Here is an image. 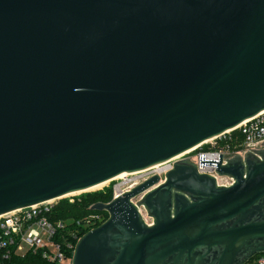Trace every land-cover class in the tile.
Listing matches in <instances>:
<instances>
[{
  "label": "water",
  "instance_id": "1",
  "mask_svg": "<svg viewBox=\"0 0 264 264\" xmlns=\"http://www.w3.org/2000/svg\"><path fill=\"white\" fill-rule=\"evenodd\" d=\"M262 111L264 0H0V215L145 170ZM263 150L200 155L229 187L191 158L93 205L108 219L72 264H246L264 253L240 258L264 241Z\"/></svg>",
  "mask_w": 264,
  "mask_h": 264
},
{
  "label": "built area",
  "instance_id": "2",
  "mask_svg": "<svg viewBox=\"0 0 264 264\" xmlns=\"http://www.w3.org/2000/svg\"><path fill=\"white\" fill-rule=\"evenodd\" d=\"M234 132H237L241 136V143L237 144V148L231 150L229 142L233 140L231 134ZM263 143L264 111L245 120L234 129L213 137L195 147V149L181 155L182 157H186L180 161L191 158L196 160V170L199 174L212 177L217 187H229L234 183V179L229 176L218 175L215 166L199 167L200 155H204V160L219 161L218 155L224 157L225 155L239 154L241 159L244 160V155L249 152L261 161V156L250 150H254ZM203 145H209L207 151L201 150ZM177 160L170 159L158 164V167H151V169L139 172L123 173L124 175L118 178L120 181L114 187L113 199L131 191L153 176H158L160 182H163L166 173L173 169V165ZM226 164L225 160L221 161V165ZM75 196L65 198L72 202ZM61 199L34 204L0 215V264H10L14 256L22 257L27 253L39 255L48 263L72 264L74 249L81 237L78 238L76 236L77 232L75 234L74 229L69 230V232L65 231L68 224H73L74 221L64 222L54 219L53 210ZM98 220V216H89L81 221H77L76 226L90 229L91 231ZM23 247L26 248V251L21 253ZM68 253H71V257L68 256ZM251 264H264V256L255 258Z\"/></svg>",
  "mask_w": 264,
  "mask_h": 264
},
{
  "label": "trees",
  "instance_id": "3",
  "mask_svg": "<svg viewBox=\"0 0 264 264\" xmlns=\"http://www.w3.org/2000/svg\"><path fill=\"white\" fill-rule=\"evenodd\" d=\"M232 136L237 137L238 141H231L229 142V146L231 150H234L237 144L241 143V136L234 132ZM223 144V143H220ZM202 151H207L208 146H202ZM108 194H100L98 192H91V193H80L79 196L73 198V201L70 202L68 199H61L57 202L54 208L53 217L56 220H61L64 222L74 221L73 224H68L67 228L65 229L66 232L69 230L74 229V233L77 232L76 236L78 238L84 236L90 229H83V227L76 226L77 221H81L84 218L89 216H98L99 220L93 226L92 229L97 228L102 223H104L108 219V213L106 211H95L91 210V207L97 203H106L108 200ZM67 236V235H65ZM75 244V241H74ZM68 256L71 257V253H68ZM260 256H264V253H258L252 260H250L246 264H251L255 258ZM10 264H55V263H48L47 261L43 260L39 255L27 253L22 257H13Z\"/></svg>",
  "mask_w": 264,
  "mask_h": 264
},
{
  "label": "rangeland",
  "instance_id": "4",
  "mask_svg": "<svg viewBox=\"0 0 264 264\" xmlns=\"http://www.w3.org/2000/svg\"><path fill=\"white\" fill-rule=\"evenodd\" d=\"M232 135V134H231ZM233 137V140L232 141H238L237 140V137H234V136H232ZM204 146H206V145H203V147ZM208 147H209V145H208ZM235 148H237V146L235 147ZM184 157H186V156H179V157H177L176 159H178L177 161H180V160H182ZM175 159V160H176ZM176 162V161H175ZM148 169V168H147ZM151 169V168H150ZM143 171V170H142ZM115 179V178H114ZM111 181V180H110ZM120 180L117 178V179H115V180H113L112 179V181L111 182H109V183H107L104 187H102V188H100V189H98V190H95V191H90V192H86V193H91V192H98V193H100V194H108L109 195V197H108V200L106 201V203H104V204H107V203H109V202H111L112 200H113V196H114V187L117 185V183L119 182ZM80 195V194H79ZM79 195H76V196H79ZM75 196V197H76ZM142 196L143 195H140V196H138V197H136V198H134V199H132L131 201H132V203H133V205L134 206H136L137 208H138V211L140 212V215H141V217H142V220L145 222V223H148V224H151V219L149 218V216H148V213H147V211H146V209L143 207V206H141V205H139V206H137V202H139L141 199H142ZM70 197V196H69ZM64 199H67V198H65L64 197ZM26 251V248L25 247H23V249H22V251H21V253H23V252H25Z\"/></svg>",
  "mask_w": 264,
  "mask_h": 264
},
{
  "label": "bare ground",
  "instance_id": "5",
  "mask_svg": "<svg viewBox=\"0 0 264 264\" xmlns=\"http://www.w3.org/2000/svg\"><path fill=\"white\" fill-rule=\"evenodd\" d=\"M208 140H210V139H208ZM208 140H205V141L202 142V143H205V142L208 141ZM197 147H198V146H197ZM193 149H195V148H193ZM193 149H190V150H188V151H186V152H184V153H182V154H180V155H178V156H176V157H174V158H172V159L175 160L177 157H179V156H181V155H183V154H185V153H187V152H189V151H191V150H193ZM157 165H158V164H157ZM157 165L152 166V167H158ZM150 168H151V167H150ZM150 168H148V169H150ZM122 175H124V174L122 173V174H120V175H118V176H116V177H114V178L117 179V178H119V177L122 176ZM114 178H112V179H114ZM112 179H110V180L112 181ZM110 180H106V181H104V182L98 183V184H96V185H94V186H91V187L85 188V189H83V190H78V191H73V192L67 193V194H65V195H63V196H61V197L75 196V195H79L80 193L82 194V193H84V192L86 193V192H90V191L98 190V189L104 187L107 183H109Z\"/></svg>",
  "mask_w": 264,
  "mask_h": 264
},
{
  "label": "flooded vegetation",
  "instance_id": "6",
  "mask_svg": "<svg viewBox=\"0 0 264 264\" xmlns=\"http://www.w3.org/2000/svg\"><path fill=\"white\" fill-rule=\"evenodd\" d=\"M262 157L264 158V150L262 151ZM233 158L236 159L237 157H233ZM148 216L151 219V224H153V222H154L153 218L149 214H148ZM262 246H264V241L253 242L252 245L249 246V248H246L244 250V252L242 253L240 258H242L244 256H247V255H250L253 250H255L257 247H262ZM215 251H219V248H214L213 251L210 254L207 255V258L209 260H211L213 258V252H215ZM202 252L205 253V251H203V250H202ZM256 255L257 254L253 255L246 263H248L250 260H252Z\"/></svg>",
  "mask_w": 264,
  "mask_h": 264
}]
</instances>
